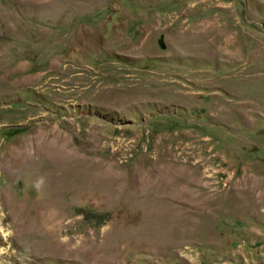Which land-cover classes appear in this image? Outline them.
Instances as JSON below:
<instances>
[{
    "label": "rangeland",
    "instance_id": "rangeland-1",
    "mask_svg": "<svg viewBox=\"0 0 264 264\" xmlns=\"http://www.w3.org/2000/svg\"><path fill=\"white\" fill-rule=\"evenodd\" d=\"M0 264H264V0H0Z\"/></svg>",
    "mask_w": 264,
    "mask_h": 264
}]
</instances>
